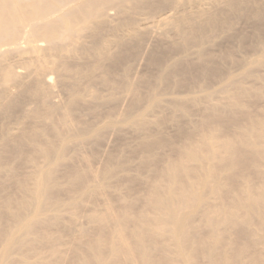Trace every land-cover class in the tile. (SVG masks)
<instances>
[{"label":"bare ground","instance_id":"1","mask_svg":"<svg viewBox=\"0 0 264 264\" xmlns=\"http://www.w3.org/2000/svg\"><path fill=\"white\" fill-rule=\"evenodd\" d=\"M0 264H264V0H0Z\"/></svg>","mask_w":264,"mask_h":264},{"label":"rangeland","instance_id":"2","mask_svg":"<svg viewBox=\"0 0 264 264\" xmlns=\"http://www.w3.org/2000/svg\"><path fill=\"white\" fill-rule=\"evenodd\" d=\"M140 68H143V67H140Z\"/></svg>","mask_w":264,"mask_h":264}]
</instances>
